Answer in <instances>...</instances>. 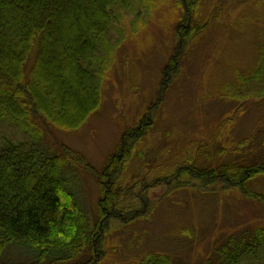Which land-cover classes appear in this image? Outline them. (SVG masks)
Listing matches in <instances>:
<instances>
[{"label": "trees", "instance_id": "obj_1", "mask_svg": "<svg viewBox=\"0 0 264 264\" xmlns=\"http://www.w3.org/2000/svg\"><path fill=\"white\" fill-rule=\"evenodd\" d=\"M202 1L179 0L185 15L176 30L174 51L180 56L207 28V23L195 22ZM149 2L0 0V264H99L111 222L128 224L149 216L154 208L149 191L166 181L203 191L217 182L234 185L264 204V162L213 168L212 163L196 167L191 158L152 184L142 180L122 185L136 144L152 127L153 108L138 127L123 134L101 171L68 147L61 146L56 156L42 148L50 130L73 132L100 109L106 74L125 40L121 14ZM134 13L137 31L147 12ZM175 52L162 73L164 89L180 73ZM262 59L252 76L240 78L247 87L228 89L233 100L250 101L264 93L259 92L264 91V50ZM76 163L91 172L100 189L95 225H90L63 175L66 166L75 168ZM142 190L145 193L138 195ZM15 249L30 260H12ZM8 250L13 263L3 261ZM140 264L180 263L174 256L152 252ZM205 264H264V225L230 235Z\"/></svg>", "mask_w": 264, "mask_h": 264}, {"label": "rangeland", "instance_id": "obj_2", "mask_svg": "<svg viewBox=\"0 0 264 264\" xmlns=\"http://www.w3.org/2000/svg\"><path fill=\"white\" fill-rule=\"evenodd\" d=\"M148 2L121 14L125 40L106 74L100 109L73 132L50 130L42 148L56 156L61 146L68 147L101 171L123 134L138 127L153 108L152 127L136 144L120 182L124 186L142 180L152 184L191 158L196 167L212 163L213 168L264 162V93L240 101L228 92L247 87L240 78L252 76L263 64L264 0H203L195 22L207 28L181 56L174 51L185 15L179 0ZM136 9L147 17L133 31ZM174 52L180 73L164 89L162 73ZM241 142L246 146L240 149ZM63 175L95 225L100 189L94 176L81 163L69 164ZM176 182L150 189L154 208L149 216L128 224L111 222L99 264H140L152 252L174 256L180 264H205L230 235L264 225V204L238 186L217 182L203 191ZM260 186L264 189V182ZM10 250L3 261L30 260L18 249L8 258Z\"/></svg>", "mask_w": 264, "mask_h": 264}]
</instances>
